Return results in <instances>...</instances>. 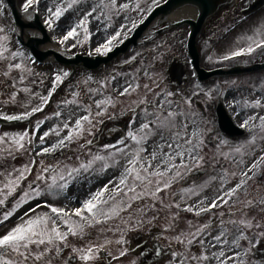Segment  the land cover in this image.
<instances>
[{
    "label": "rangeland",
    "instance_id": "obj_1",
    "mask_svg": "<svg viewBox=\"0 0 264 264\" xmlns=\"http://www.w3.org/2000/svg\"><path fill=\"white\" fill-rule=\"evenodd\" d=\"M160 1L163 0H157V3ZM25 3L26 0H14L19 13L28 16L25 25L37 16L46 29L49 42L66 58L75 54L84 55L88 49L96 51L114 36L116 39L112 40L111 47L118 45L149 13V6L152 9L157 4H153L152 0H116V8L109 10L97 6L101 3L110 5L111 0L90 2L76 0L73 7L68 9L52 28H49L44 23L50 15L48 9L54 12L58 6L67 7L72 0H39L38 4L34 0L27 12L23 8ZM4 4L6 6L0 10V27L5 28L6 34L10 36L12 50L20 49L25 53L23 61L17 59L12 63L22 62L32 69V72L20 73L13 69L6 77L4 72L8 70L7 64L0 62V115H21L26 111L25 104L29 106L40 104V97L46 99L48 103L41 105L43 111L33 113L27 119L16 121L13 125H0V136L4 133L8 134L7 141L0 145V149L14 147L10 144V140L17 133L27 131L31 138V143L25 141L23 150L14 151L13 156H8L6 151H0V164L3 165L0 166V172L11 171L13 168L22 170L25 166L31 169L30 173H25L26 179L21 182L20 189L0 206V236L21 223L22 217L27 219L25 212L30 209L36 210L30 215H54L46 205L65 209L73 221H79L78 217L71 215L72 211L80 207L84 200L103 188L105 184H108L109 190L104 194V198L108 199L119 183L121 174L126 168L132 167L129 161L133 159L138 146L131 139H125L127 134L122 132V128L136 123L133 125L135 129L133 133L139 135L141 125L150 123L147 139L140 145L144 149L140 153V162L145 168L149 163L151 164L149 172H166L162 178L151 177L153 190L156 187V179L162 180L161 188L164 181L170 182L171 186L158 193L155 200L145 196L144 199L131 202V208L122 212L118 218L87 228L83 239L70 236L69 244L79 247L103 245L99 258L94 260L93 264H134V262L142 264L134 259L133 252L138 247H152L153 244L168 251V256L156 264H169L173 252L182 254L176 257L174 264H181V260L184 264H241V261L244 264H264V210H262L264 206L261 204L264 200V161L260 159L264 157V132H261L259 127V117L264 116V69L235 75H215L196 83L185 56L188 32L186 26L158 35L154 33L158 26H151L136 46L130 47L124 54L94 71L77 66L74 68L63 66L48 59L42 64H37L30 57L27 49L17 43L18 34L5 0ZM122 4H127L128 7L121 9ZM94 7L95 11H92ZM88 12H92V15L87 16ZM81 20H85L89 39L85 41L84 30L77 28V37L63 41L67 31L77 26ZM220 20V13L212 16L197 37L200 66L207 70L230 69L262 63L264 52L261 49H257L252 55L238 58L225 60L223 57L230 55L234 49L247 47L249 37L259 39L255 36V32L264 29V8L247 22L233 27V30L222 39L217 40L218 35H216L213 40L217 41L212 43L208 38L210 26L214 23L219 24ZM118 32L119 36H116ZM22 34L25 40L40 38L36 27L25 26ZM143 41L146 43H142ZM95 53L100 54L97 51ZM173 59L177 63H184L183 69L187 80L183 86L175 87L168 79V74L164 73L165 65L168 70L170 64L174 62ZM64 72L69 73V76L64 77L62 75ZM57 74H61L62 82L56 83L53 90L54 78ZM21 75L24 76L23 83H20ZM111 83L115 85L116 90L124 92L127 88L128 92L115 98L110 97L106 86ZM13 84L15 88L12 87ZM25 87L30 90L31 95L23 91ZM13 91L16 92L15 102L12 101ZM50 92L51 96H49ZM209 92L210 96L205 95ZM109 98L111 104L104 103L102 107L97 108L98 103ZM189 98L190 108L186 103ZM257 100L260 101L259 107H245V101L251 105ZM219 102L224 105L228 115L237 125L248 120V126L243 127L244 136L229 138L217 128L215 104ZM161 105H163L161 116H166L168 111L183 113L175 117L174 126L168 128L158 126L156 112L161 109ZM97 111L105 114L97 116ZM56 113L60 115L57 116ZM84 116H89L91 122L81 120ZM250 117L255 119H249ZM77 120L82 122L83 135L71 143L66 141L63 147L59 146V141L67 137L68 131L75 129ZM38 122L42 123L37 130ZM185 124L188 125L186 130L183 128ZM114 128H117L118 132L112 133ZM194 128H198L203 133V144L198 149L203 159L197 165L185 153L183 162L189 164L190 168H180L181 175L177 177V169L172 168L170 171L167 169L171 164L180 165L181 160L176 156V151L183 149H176V143L183 145L184 141L179 137L174 141L173 138L177 132L186 134L190 138ZM53 129H58V134L52 131ZM46 132L49 135L42 143L40 137ZM253 136L256 137L255 142L248 144ZM122 139L125 140L124 144H119ZM88 141L92 143L89 145ZM170 143L173 145L171 149L168 147ZM105 145L113 147L105 151ZM147 145L150 148L146 151ZM53 146H56L54 151ZM238 146H242L239 152L236 151ZM184 147L188 146L184 145ZM28 148L35 150L36 154H29ZM43 148H48L50 150L48 153L61 150V154L55 158L38 155L43 153ZM117 149H123L124 154H117ZM98 152L106 156L109 154L115 156V161L111 162L112 166L106 171H99L101 164L97 163L93 171L81 175L78 180L71 183L66 192L59 195L44 194L38 200H29L4 220L5 213L19 203L23 191L30 190V184L33 188L37 186L34 181L42 168L49 169L45 175L50 179L53 174L51 170L56 169L57 166L60 169L78 167L81 162H86ZM154 152L155 159L152 158ZM166 154L175 157L168 164L164 162ZM254 163H257L258 167L248 171ZM135 167L140 169V163ZM141 175L145 173L141 172ZM109 181L113 183L109 184ZM5 182L0 177V188L4 187ZM128 183L131 185L133 180L129 178ZM42 185L43 181L40 182V186ZM232 189L237 191L230 196L229 202L228 193ZM124 191L127 189L125 188ZM138 191H142V188L138 187ZM214 200L220 205V211L202 218L198 215L200 218H196V213L200 209H207ZM120 201L125 205L129 202L123 192L115 201L109 200L108 205L104 207L110 208ZM248 201L253 202L251 207L247 206ZM188 207H192L193 211L184 210ZM138 218H142V224L137 225ZM100 219L103 220V217ZM241 219L251 221L253 226L245 228L239 223H227L229 220L239 222ZM221 221L224 223L222 224ZM257 224L260 227H256ZM204 225L210 227L192 237L191 245L187 244V239L184 237H182L183 244L176 241L175 237L180 236L181 233L187 236L189 232H196L197 228H203ZM58 226L60 231H67L59 222ZM165 229L169 230L165 231ZM128 232L130 235L127 234ZM241 235L245 238L240 239ZM217 236H220L219 241L215 239ZM121 239L125 243L116 242ZM201 240L204 242L203 245L200 243ZM234 241L238 242L239 247H236ZM205 247H210L206 249L209 250L208 252L204 250ZM122 251L126 255L121 256ZM70 252L71 248H68L64 250L63 255L67 257ZM221 253L223 255H220ZM200 255L208 259L199 262L191 259ZM72 264H80V261L74 260Z\"/></svg>",
    "mask_w": 264,
    "mask_h": 264
},
{
    "label": "snow or ice",
    "instance_id": "obj_2",
    "mask_svg": "<svg viewBox=\"0 0 264 264\" xmlns=\"http://www.w3.org/2000/svg\"><path fill=\"white\" fill-rule=\"evenodd\" d=\"M34 0H26V3L24 4L23 8L24 11H28L29 7L33 4ZM76 0H72V3H69L67 7H60L58 6L55 11L53 12L51 9H48L50 15L47 19H45L44 23L49 27L52 28L53 24L58 22L64 13L73 7ZM36 3H39V0H36ZM152 3H157V0H152ZM6 5L4 4V0H0V10H2ZM97 7H100L102 9H109L114 10L116 8V0H111V4H104L101 3ZM128 7L127 4L120 5L121 9H126ZM137 8H139V5H137ZM151 6H149L150 10ZM92 11H95V7L92 9ZM92 12H88L87 16H91ZM110 19V17H108ZM86 19V18H85ZM135 26V24L133 25ZM77 28H81L84 30L85 33V41L89 39L88 36V30L86 27L85 20H81V22L71 28V30L67 31L66 35L63 37V41H67L70 38H75L78 36ZM116 36H119V32L116 34ZM255 36H258L259 39L249 37V43L246 48H240L238 50L232 51L230 55H225L223 59L228 60L234 57H239L243 55H252L257 49L264 50V29H258L255 32ZM113 39H116V37H111L108 41L105 42L103 45L104 48L107 50L111 49V42ZM61 41V43H63ZM19 42V41H18ZM75 47V45H73ZM97 52H101V48L96 49ZM7 54V55H6ZM25 57V53L20 50H12V42L11 38L8 34L5 32V28L0 27V62H6L7 64V71L4 72V75L7 77L9 75V72H11L13 69L19 71L20 73H31L32 69L28 68L26 65H24L22 62H18L13 64V60L19 59L20 61H23ZM30 58V57H29ZM64 77L69 76V73L64 72L62 73ZM24 76H20V83H23ZM42 82V81H41ZM61 74H57L54 78V84H53V90L55 89L56 83H61ZM13 88H15V84L12 85ZM147 88V85H145ZM24 92L30 93V90L25 87L23 89ZM128 92V89L126 88L124 92H121V95H125V93ZM195 94V93H194ZM31 95V93H30ZM52 93H49V96H51ZM169 96L171 93L168 94ZM205 95L210 96L209 93H205ZM16 99V92L13 91L12 93V101L15 102ZM48 101L44 99L43 97H40V104H37L35 106H29L28 104H25L26 111L21 115H0V119L5 121H19L23 119H27L30 115L36 112L43 111V108L41 105H46ZM104 103L111 104L112 101L109 98L107 101L100 102L97 104V108L102 107ZM141 103H146V101H141ZM186 103L189 105V108L191 107V100L189 98ZM259 107L260 101L257 100L251 105L245 101V107ZM30 108V110H28ZM163 108V105H161V109L157 110L156 112V121L158 122L159 127L168 128L170 126H174V119L177 115H182L183 113H177L174 111H168L166 116H161L160 112ZM90 111V110H89ZM105 113L101 111H97V116H103ZM57 116L60 115V113H56ZM249 119H255L254 117H250ZM83 121H88L89 116H84L81 118ZM81 120L76 121L75 129H70L68 131L67 137L64 139H61L59 141V146L63 147L66 143L73 142L75 139H79L81 135H83V127ZM260 120V130L261 132H264V116L259 117ZM42 122H38L37 124V130L39 129V125ZM193 124H195V121H193ZM248 126V120H245L243 124H241V127ZM67 127V125H65ZM188 127L187 124L183 126V128L186 130ZM52 131L57 132L58 129H53ZM140 134L133 133L131 130L128 131L127 137L125 139H131L138 147L135 150V153L133 154V159L129 161V164L132 165V167L126 168L125 172L121 174L119 183L116 185L115 189L113 190V194L108 197V199L104 198V194L108 192L109 186L108 184H105L103 188L98 189L97 192L91 194V196L84 200L80 207H76L71 215L78 217L79 221H73L69 213L62 208H58L51 205H46L50 209V213L54 215H48V214H36V215H30V213H35V209H30L28 212H25V216H27V219L21 218V223L17 224L15 227H13L10 231H8L6 234L0 236V264H72L74 260H79L80 264H93L94 260L99 258V252L103 245H88L86 247H79L75 244L70 245L69 244V237H79L81 239L84 238L86 234V229L92 227L94 224H101L105 223L109 220H112L113 218H118L122 212L127 211L129 208H131L132 203L136 200L144 199L145 196H150L153 200H155V197L158 193L161 191L169 188L170 182L164 181L163 182V188L160 187V184L162 183L161 179H156V187L153 190L151 188V185L153 183L151 177H164L166 175V172L161 171H153L149 172L148 169L151 168V164H148V167L145 168L143 163L140 162V153L144 150L140 145L143 144V142L147 139V135L150 131V123H144L141 125V129L139 130ZM91 134V132H89ZM49 135L48 132L44 133L43 136L40 137L41 142L43 143L45 137ZM203 133L198 129L194 128L191 137L189 138L186 134H182L181 132H177L174 136V141L176 140V137H179V139H182L184 141V144L176 143V149H183V151H176V156L180 157L181 163L180 165L171 164V167L167 170L170 171L172 168L177 169L176 176L179 177L181 175L180 168L189 169L190 165L185 164L183 162L184 155L187 153L188 158L192 161H194L197 165H199L200 160L203 159L199 155L198 149L203 144L202 139ZM8 134L4 133V135L0 136V145L4 144L7 141ZM256 137L253 136V138L248 141V144H253L255 142ZM27 141L29 144L31 143V138L28 136V132H22L17 133L11 137L10 144L14 147H9L7 149H0V151H6L8 156H13L14 151H20L24 148V143ZM125 140L122 139L119 141V144H124ZM89 145L92 143V141H88ZM226 143V141H225ZM184 145H187L188 147H184ZM112 145H105L104 149L105 151H108L109 148H112ZM168 147L171 149L173 145L170 143L168 144ZM242 146H238L236 148V151H241ZM53 151L56 150V146H53ZM50 150L48 148H43V153H48ZM41 154V153H38ZM117 154H124L123 149H117ZM153 159L156 158V153H153ZM175 157H173L171 154H166L165 157V164H168L171 160H173ZM261 161H264V157L260 158ZM115 161V156L112 154L104 155L102 153H96L91 156V159L87 160L86 162H81L78 167H65L64 169H60L59 166H57L56 169H52V176L49 179L45 174L49 171L47 168H42L41 172H38L35 178L34 183L37 185L35 188H33V185H29L30 190L23 191V194L19 198V203L14 207L11 211L6 212L4 215V220H7L13 213L16 211V208L22 207L23 204L28 203L29 200H38L42 195L48 194V195H59L62 192H66L69 188L70 184L74 181L78 180V178L86 173H89L94 170V167L97 163L101 164V167L99 171L104 172L109 167L112 166L111 162ZM137 163H140V169H136L135 165ZM0 166H3L0 164ZM258 164L254 163L252 165V168L248 169V171H253V169L257 168ZM31 172V169L25 166L22 170L13 168L11 171L5 170L4 172H0V177H2L6 182L4 183V187L0 188V206L4 205L6 201L10 197L14 195L20 189L21 182L26 179L25 173ZM141 172L145 173V175H141ZM246 175V173H245ZM131 178L133 180V183L129 185L128 180ZM43 181V185L40 186V182ZM113 183L112 181H109V184ZM138 187L142 188V191H138ZM240 185L237 186L239 188ZM127 189V191H124V189ZM237 189H232L228 195H233ZM123 192V195L128 197L129 202L125 205L123 201H120L118 204H114L110 208H105V205H108L109 200L115 201L117 199V196ZM131 194V195H130ZM227 203V201H225ZM252 201L247 202V206H252ZM262 206H264V200L261 201ZM39 207V205H37ZM218 205L216 201L214 200L210 205L208 209H200L199 212L196 213V215H200L201 212H206L211 208H216ZM177 207H179L177 205ZM185 211L192 212L193 208L188 207L184 209ZM262 210H264V207H262ZM86 213L87 215H84ZM103 217V220L100 218ZM59 224H62L66 228V232L60 231V228L58 226ZM137 225L142 224L143 220L142 218L137 219ZM223 224L224 221H221ZM227 223L231 224H241L245 228H251L253 226L252 222L249 220L241 219L239 222L235 220H229ZM210 225H204L203 228H197L196 232H189L187 236H185L184 233H181L180 236L175 237L176 241L178 243L183 244L184 239L182 237L187 239V244L191 245L193 243L192 237L196 236L197 233L202 232L209 228ZM256 227H260L259 224L256 225ZM109 231L111 229H108ZM169 229H165V231H168ZM223 235V233H222ZM245 237L241 235L240 239H244ZM217 241L220 240V236L215 237ZM117 243H125L123 239L116 241ZM111 243V241H109ZM201 245H203V240L200 241ZM236 247H239L238 242H233ZM71 248L70 254L65 257L63 255L64 250ZM143 251V249H141ZM126 255L125 252H121V256ZM155 255L159 256L161 253L159 251L155 252ZM172 260L169 262V264H174L176 257L178 255H182L180 253L173 252L172 254ZM220 255H223L221 253ZM191 259L199 261L207 260L208 257L204 255L200 256H193ZM135 264V262H134ZM181 264H184L183 260H181ZM241 264H244L243 261H241Z\"/></svg>",
    "mask_w": 264,
    "mask_h": 264
},
{
    "label": "water",
    "instance_id": "obj_3",
    "mask_svg": "<svg viewBox=\"0 0 264 264\" xmlns=\"http://www.w3.org/2000/svg\"><path fill=\"white\" fill-rule=\"evenodd\" d=\"M8 5L11 8L12 16L14 19L15 26L22 32V30L25 28V26L28 27H34L32 24L25 25L20 20V16L14 11L13 9V0H6ZM229 0H168L163 5L157 7L152 11V13L145 19V21L134 31L133 35L127 39L123 44H121L119 47H116L111 53H108L105 57H99L95 59H90L88 57H81L79 55H75L72 58H65L61 56L58 53H54L51 51L42 52L38 49L39 45H43L47 42V38L45 37L44 33L42 31V38H30L26 41H24L21 37H18V41L21 45L28 48L30 53L36 58L37 61L42 62L48 58H52L55 61L65 65V66H83L87 69H96L100 64H107L109 61H111L113 58H115L117 55L124 53L131 45H135L138 38L142 35V33L154 22L156 21L157 17L164 16L168 14L169 12L176 10L180 7L184 6H190L193 9H196V17L194 19H186L184 18L182 21L177 20L173 22H169L167 20L158 22L165 23L167 29L170 26L173 25H181V24H188L190 27V34L189 39L187 42V49H188V55L191 59V64L193 66V69L195 73L197 74V77L200 81L206 80L214 75H223L225 73L233 74L238 72H245L255 69H260L264 67V64L262 65H256L253 66L250 69L245 70H239V71H230L225 72L221 69L205 72L204 70L199 68L198 64V54L196 52L195 47V38L197 34L200 32V29L205 22V20L214 14L216 10L221 6V4H226ZM264 4V0H256L253 4V8L257 9L260 6ZM181 22V23H179ZM34 25H38L37 21H34ZM182 76V75H181ZM216 115L218 117L217 124L219 129L226 135L230 137L234 136H241L242 133L235 128L232 127L230 122L228 121L227 117L224 115L221 109L216 110ZM1 122V121H0Z\"/></svg>",
    "mask_w": 264,
    "mask_h": 264
},
{
    "label": "flooded vegetation",
    "instance_id": "obj_4",
    "mask_svg": "<svg viewBox=\"0 0 264 264\" xmlns=\"http://www.w3.org/2000/svg\"><path fill=\"white\" fill-rule=\"evenodd\" d=\"M252 2L253 0H235L233 6L220 10V23L212 24L208 32V38L211 39V42L214 43L215 40L213 39L216 35H218V37H221L224 34L223 30H229L230 27L232 28L235 25H238L239 23L247 22L252 17H254L255 13L248 16H243L242 12L244 9H247ZM235 6H237V8H234ZM222 28L223 30H220ZM166 70L167 68L165 65V74ZM141 249H143V251H141ZM161 249L163 248L158 247L157 244H153L152 247H138L137 250L133 252V255L135 257L134 259L142 264H156V262L163 261H157V255H155L156 251H159L161 254H164V257H167L166 251Z\"/></svg>",
    "mask_w": 264,
    "mask_h": 264
},
{
    "label": "bare ground",
    "instance_id": "obj_5",
    "mask_svg": "<svg viewBox=\"0 0 264 264\" xmlns=\"http://www.w3.org/2000/svg\"><path fill=\"white\" fill-rule=\"evenodd\" d=\"M88 2H90L91 0H87ZM196 12L197 10L196 9H193L191 8L190 6H184V7H180L176 10H173L171 12H169L168 14L164 15V16H159L157 17L156 21L152 24L154 25L155 23H158V22H161V21H164V20H167L169 22H173V21H177V20H180V19H184V18H189V19H194L196 16ZM20 15V14H19ZM27 17L26 15H20V20L25 23V21H27ZM39 49L41 51H51V52H54V53H59L58 49L53 45L51 44L50 42L45 44V45H42L39 47ZM114 88V84L112 86H108L107 87V91H112ZM136 123L130 125V126H126V127H123L122 128V132H128L129 130H131L132 132H135V129H134V126ZM114 131L112 133H116L118 132V129L117 128H114L113 129ZM158 145V144H157ZM150 146L147 145L146 147V151L149 150ZM146 155L148 153H145Z\"/></svg>",
    "mask_w": 264,
    "mask_h": 264
}]
</instances>
